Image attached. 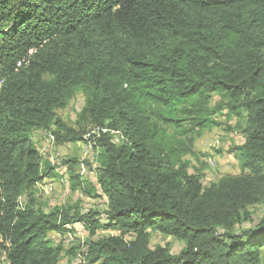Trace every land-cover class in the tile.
Masks as SVG:
<instances>
[{
	"label": "trees",
	"instance_id": "obj_1",
	"mask_svg": "<svg viewBox=\"0 0 264 264\" xmlns=\"http://www.w3.org/2000/svg\"><path fill=\"white\" fill-rule=\"evenodd\" d=\"M77 91L71 127L56 111ZM223 109L245 118L241 172L203 186L181 156ZM35 130L92 146L103 215L36 205L33 189L57 170ZM64 164L70 189L97 198L79 161ZM263 203L264 0H0V264H58L48 233L74 223L117 232L89 241L78 264H261L264 219L237 227ZM152 232L184 246L151 247Z\"/></svg>",
	"mask_w": 264,
	"mask_h": 264
},
{
	"label": "rangeland",
	"instance_id": "obj_2",
	"mask_svg": "<svg viewBox=\"0 0 264 264\" xmlns=\"http://www.w3.org/2000/svg\"><path fill=\"white\" fill-rule=\"evenodd\" d=\"M218 101L219 96L213 94L210 107H214ZM83 104L84 94L82 91H77L69 104L64 109L57 110L56 113L67 125L74 127L77 120V113ZM214 120L218 125L205 130L201 134L194 142L191 154L181 156L182 159L189 161V172L202 175L203 186H208L210 183L218 181L222 176L239 174L242 168V158L239 155L237 147L244 141L242 131L245 125L244 115H229L227 110L223 109L217 113ZM86 126L87 129L90 128L89 125ZM168 132L170 136L171 129ZM118 139L119 134L113 135V141L115 143H119ZM169 139V143L174 140L172 136ZM32 141L44 161L55 165L57 170L55 177L44 178L33 189V198H35L36 205L43 207L46 211L56 206H63L75 207L81 213L90 209L97 210L103 215L102 211L105 208V198L101 195L96 185L95 171H91L87 164L89 163L92 167H96L97 164L92 146L86 141L57 144L53 138H49L42 131L37 130L32 133ZM70 158H75L79 161V166L75 168L76 173L81 174L83 182L85 181L86 183L84 186L86 185V187L95 189V193L98 195L97 198L88 197L83 190L84 187L81 190L70 189L71 180L68 166L65 164L62 165L63 159ZM25 198V195L21 196V203H24ZM249 212L254 220L252 219V221L249 220L242 223L237 227V230L241 231L242 229H246L256 221L262 218L264 219V203L250 207ZM102 221L104 222V220ZM69 228L71 231L63 235H58L53 232L48 233V238L52 241V244H60L63 249L58 264L80 263L78 261L81 258L79 253L87 250L89 241H95L102 237L117 234L114 230L101 229L94 236L90 237L81 223H74ZM156 245L167 246L170 253L176 255L183 248L184 243L172 236L152 232L151 247ZM75 249L77 254L74 257L72 253ZM261 264H264V252L261 258Z\"/></svg>",
	"mask_w": 264,
	"mask_h": 264
},
{
	"label": "built area",
	"instance_id": "obj_3",
	"mask_svg": "<svg viewBox=\"0 0 264 264\" xmlns=\"http://www.w3.org/2000/svg\"><path fill=\"white\" fill-rule=\"evenodd\" d=\"M95 133V132H94ZM43 142V141H42ZM54 163H55V159H54ZM106 209V208H105ZM1 260H3V258H1ZM78 261H83V263H87L86 259L84 257H81ZM2 264H8L2 261Z\"/></svg>",
	"mask_w": 264,
	"mask_h": 264
},
{
	"label": "bare ground",
	"instance_id": "obj_4",
	"mask_svg": "<svg viewBox=\"0 0 264 264\" xmlns=\"http://www.w3.org/2000/svg\"><path fill=\"white\" fill-rule=\"evenodd\" d=\"M45 136L49 137V138H52V136L48 135V134H44Z\"/></svg>",
	"mask_w": 264,
	"mask_h": 264
}]
</instances>
